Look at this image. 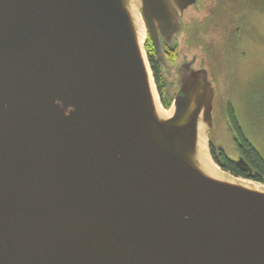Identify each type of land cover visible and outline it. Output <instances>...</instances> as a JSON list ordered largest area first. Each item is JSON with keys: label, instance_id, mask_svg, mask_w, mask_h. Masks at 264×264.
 Masks as SVG:
<instances>
[{"label": "water", "instance_id": "95a60500", "mask_svg": "<svg viewBox=\"0 0 264 264\" xmlns=\"http://www.w3.org/2000/svg\"><path fill=\"white\" fill-rule=\"evenodd\" d=\"M196 1L0 0V264H264V185L213 160L208 71L166 109L145 51Z\"/></svg>", "mask_w": 264, "mask_h": 264}, {"label": "rangeland", "instance_id": "374dc122", "mask_svg": "<svg viewBox=\"0 0 264 264\" xmlns=\"http://www.w3.org/2000/svg\"><path fill=\"white\" fill-rule=\"evenodd\" d=\"M211 1L210 12L206 10L210 23L204 18L205 23L191 25L184 18L177 61L167 59L173 63L166 74L168 91L178 90L173 78L186 62L205 68L216 81L214 128L208 140L231 159H238L240 137L233 129V110L243 137L264 159V0ZM194 48L200 52L191 51Z\"/></svg>", "mask_w": 264, "mask_h": 264}, {"label": "trees", "instance_id": "16d2710c", "mask_svg": "<svg viewBox=\"0 0 264 264\" xmlns=\"http://www.w3.org/2000/svg\"><path fill=\"white\" fill-rule=\"evenodd\" d=\"M151 68L153 71L155 83L158 89V93L161 98L162 104L167 109L171 106V99H168L167 92L169 83L159 66L155 61V48L150 39L147 40L145 45ZM191 51H198V48H194ZM168 59H175L177 53L169 50L167 53ZM168 85V86H167ZM233 129L238 133L240 140L237 141V149L239 157L237 160L231 159L225 152V150L219 146L214 145L211 142V155L215 163L224 171L231 173L236 177L250 180L264 185V159L259 155L256 149L243 137L242 132L238 126L233 110L230 111Z\"/></svg>", "mask_w": 264, "mask_h": 264}, {"label": "flooded vegetation", "instance_id": "af4514ba", "mask_svg": "<svg viewBox=\"0 0 264 264\" xmlns=\"http://www.w3.org/2000/svg\"><path fill=\"white\" fill-rule=\"evenodd\" d=\"M211 3H212L211 0H197L196 4L190 6L188 9H186V11L184 13V18L186 17V18H188V20L190 19V21H191L190 24L191 25H196V23H199V22H201V24L205 23L204 18L208 20L207 24L210 23L212 17H211V14H208V13L211 10V8H210ZM206 10H209V12L207 13ZM184 18H183V23H184ZM179 37L176 38L174 45H171L168 42H166V40L161 39V49L159 51V54H157V52L155 50V61H156L157 65L159 66L160 70L162 71V73H163V75L165 77H166L168 69L171 67V65H173V63L170 65L167 62L168 56H167L166 53L169 50H172V51H175V53H178L177 40L179 39ZM148 39H150V38H148ZM187 43H189V42H187ZM177 58H178V55H177V57H176V59L174 61H177ZM188 64H189V62L188 63L186 62L185 65L182 68H185ZM182 68L180 70H178V75H176L173 78L174 79V81L172 82V83H174L173 87H175L176 84H177L176 87L178 86V82L180 80V71L182 70ZM164 79L166 80L167 78H164ZM211 81L213 82V84L216 83V81L213 80V79H211ZM176 92L177 91H174L172 93L173 95L169 91L166 93L167 96H168V99H171L172 103H173V97L176 94ZM163 106H164V104H163ZM225 108H226V111H227L229 109V104H227L225 106Z\"/></svg>", "mask_w": 264, "mask_h": 264}, {"label": "bare ground", "instance_id": "6f19581e", "mask_svg": "<svg viewBox=\"0 0 264 264\" xmlns=\"http://www.w3.org/2000/svg\"><path fill=\"white\" fill-rule=\"evenodd\" d=\"M138 29H139V33L142 36V38H144V34H145V27H144V23L142 18L139 16L138 17Z\"/></svg>", "mask_w": 264, "mask_h": 264}, {"label": "clouds", "instance_id": "9594fccd", "mask_svg": "<svg viewBox=\"0 0 264 264\" xmlns=\"http://www.w3.org/2000/svg\"><path fill=\"white\" fill-rule=\"evenodd\" d=\"M72 111V109H69L68 111H66V115L70 114V112Z\"/></svg>", "mask_w": 264, "mask_h": 264}]
</instances>
